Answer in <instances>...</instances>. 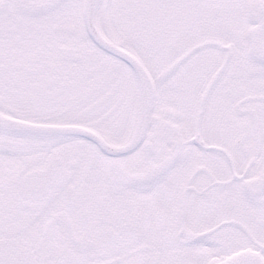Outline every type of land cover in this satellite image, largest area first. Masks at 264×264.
Wrapping results in <instances>:
<instances>
[{
	"label": "snow or ice",
	"instance_id": "obj_1",
	"mask_svg": "<svg viewBox=\"0 0 264 264\" xmlns=\"http://www.w3.org/2000/svg\"><path fill=\"white\" fill-rule=\"evenodd\" d=\"M0 264H264V0H0Z\"/></svg>",
	"mask_w": 264,
	"mask_h": 264
}]
</instances>
